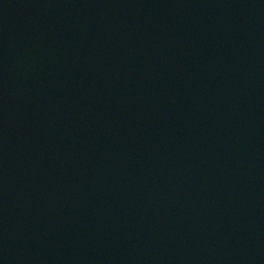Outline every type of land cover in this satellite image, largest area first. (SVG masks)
<instances>
[{
    "label": "water",
    "instance_id": "obj_1",
    "mask_svg": "<svg viewBox=\"0 0 264 264\" xmlns=\"http://www.w3.org/2000/svg\"><path fill=\"white\" fill-rule=\"evenodd\" d=\"M0 264H264V0H0Z\"/></svg>",
    "mask_w": 264,
    "mask_h": 264
}]
</instances>
